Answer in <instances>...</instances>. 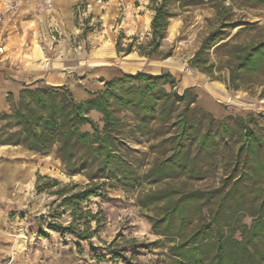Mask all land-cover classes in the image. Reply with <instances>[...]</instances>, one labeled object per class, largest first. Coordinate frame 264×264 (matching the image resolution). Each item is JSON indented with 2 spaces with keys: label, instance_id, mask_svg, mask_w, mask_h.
<instances>
[{
  "label": "rangeland",
  "instance_id": "rangeland-1",
  "mask_svg": "<svg viewBox=\"0 0 264 264\" xmlns=\"http://www.w3.org/2000/svg\"><path fill=\"white\" fill-rule=\"evenodd\" d=\"M213 1L211 5L187 9L173 6L171 10L175 16L170 20L158 54L152 56L142 54L148 51L144 49L148 48L147 44L151 39V22L154 16L151 0H55V13L44 20L46 26L44 32L40 30L41 39L34 35L35 30L28 29L25 32V29L19 28L18 32L10 29L3 33V28L0 37L5 51L0 57L7 66L0 69L1 82H19L21 90L24 85L31 84L64 86L73 93L76 100L89 99L91 93L104 91L107 82L129 74L116 64H87L92 51L109 40L108 48L114 49L116 60L128 55L118 52L119 47L121 51L129 49L131 54L139 58L171 60L175 66L202 76L203 79L198 81L188 77L190 80L184 85L186 75L179 70L160 69L155 73L139 71L153 75L172 74L177 81L175 92L183 95L190 88L198 97L197 106L216 122H211L209 116L203 117L200 113L197 115L200 120L198 128L209 135L212 147L201 154H197L195 146L188 149L194 168L201 170V177L189 178L186 173H180L177 178L157 184L141 179L135 189L129 191L108 188L105 197H93L84 204L82 209L91 211L97 218L91 222L92 230L96 231L91 241H80L70 233L62 236L52 231L50 223H58L66 228L73 220L72 215L59 207L57 196L37 191L38 184H44L39 177L54 179L63 185L72 183L80 188L89 183L88 179L84 175L68 176L54 151L48 155H40L29 153L20 145H2L3 140L9 139L10 136L7 135H11L10 139L13 141L18 139L17 131L9 127L7 132L0 135V264H179L170 252L175 240H167L152 228L151 219L164 215L168 199L143 207L139 203L140 198L157 192L165 194L170 189H175L179 194L172 198L173 201L188 198L180 205V215L190 223L188 230L198 224L209 223L211 210L217 209L220 199L217 191L222 182L232 171L238 176L245 165L243 160L236 159L242 139L241 127L235 119L252 117L255 120L256 117L264 116V86L251 88L249 85L234 90L228 86L227 71L215 72L218 78L213 79L189 65V60L193 58L203 39L222 23L226 27L223 30L224 42L230 40L233 45H243L264 41V2ZM0 5V11H3V1H0ZM171 25L173 31L170 36ZM7 39H10L9 43ZM210 54L214 57L213 50ZM39 56L49 61V68L35 64ZM214 82L227 95L236 96L244 103L238 101L230 104L212 97L208 84ZM5 90L4 88L3 91ZM9 94H0V99L3 98L0 113L8 114L10 111L7 104ZM15 98H18L17 94ZM246 102L254 103L255 106L247 108ZM90 115L102 129V116ZM130 117L129 113L121 114V118ZM261 123L262 127L259 128L254 122L253 128L258 133L264 151V119H261ZM0 125L7 126L4 122H0ZM84 131H91V128L86 127ZM150 145L152 142L149 140L143 141L141 145L131 143L141 153L132 156L133 162L138 163L135 168L141 176L149 171L155 158L163 154V157L169 155L165 147L154 154L148 149ZM246 184L241 192L242 209L250 207L254 198L253 194H249L255 189L254 186H250L247 195L244 190ZM58 189L60 187H52L50 192ZM237 195L226 199L228 207L235 204ZM225 216L232 219L233 229L252 223V218L247 214L239 213L232 217L227 211L221 216L224 225L227 218ZM162 227L160 226V230ZM83 229L84 226L81 227ZM40 231L47 236H40ZM224 233L229 234L230 229L224 227ZM234 237L239 239V232H235ZM97 257L104 260L98 261Z\"/></svg>",
  "mask_w": 264,
  "mask_h": 264
},
{
  "label": "trees",
  "instance_id": "trees-1",
  "mask_svg": "<svg viewBox=\"0 0 264 264\" xmlns=\"http://www.w3.org/2000/svg\"><path fill=\"white\" fill-rule=\"evenodd\" d=\"M224 0H221V2ZM254 1V0H249ZM262 3L264 0H260ZM213 0H151L154 16L151 22V39L148 42L146 56L158 54L165 39L170 20L175 16L171 8L177 5L187 9L197 6L211 5ZM215 8V7H214ZM225 25L222 23L203 39L201 46L189 60V65L196 71L210 78H218L215 72L229 73L228 86L238 90L242 86H264V41L256 44H236L222 41ZM173 25L169 28L171 36ZM131 47V46H129ZM118 52L131 54L128 49ZM213 50L211 57L210 51ZM176 79L170 73L153 75L144 72L124 74L105 84L104 91L91 93L89 99L78 101L66 87H46L24 85L18 98L10 93L7 104L9 113H0V135L11 129L18 133L16 141L3 140L2 145H20L29 153L48 155L56 152V158L65 167L68 176L84 175L89 183L83 188L73 184L62 183L39 177L44 184H38V193L48 192L57 196L59 207L68 210L72 222L68 227L58 223H50L49 228L64 236L74 235L80 241H91L96 235L91 222L96 215L84 211L83 205L93 197H105L107 189L132 190L138 187L141 179L152 184L163 180L177 178L186 173L189 178L201 177V170H196L188 149L195 146L197 154L212 149L208 134L200 127L198 113L215 119L197 106L198 97L191 89L183 95L175 92ZM102 116L103 128L90 117L92 112ZM129 113L130 118H121V114ZM262 117L249 119L236 118L241 127L242 144L236 159L243 160L244 168L236 176L232 171L222 182L217 191L220 196L217 209L211 210L209 223L198 224L188 230L189 221L180 215L182 197L173 201L179 194L170 189L165 194L156 193L141 197L139 203L143 207L151 206L163 199H168L161 218L151 219L152 228L157 234L175 240L170 249L171 255L179 264H264V151L258 133L253 128L256 122L261 128ZM131 122V123H130ZM91 131H84V127ZM14 136V135H13ZM150 141L149 151L157 154L163 147L169 155L155 158L147 173H137L138 163L132 156L141 154L131 143L141 145ZM144 155V154H142ZM146 155V154H145ZM45 157V156H43ZM254 198L250 207L242 209L240 200L242 191ZM52 187H60L50 192ZM238 194V195H237ZM237 195L234 205L228 207L226 199ZM244 213L252 218L250 225H241L238 229L231 226L230 216L222 223L221 216ZM84 226L85 229L81 230ZM160 226L162 230H160ZM224 227L230 229L224 233ZM239 232V239L234 233ZM40 236H47L40 231ZM177 241V243H176ZM114 257L115 254L112 252ZM98 261L104 260L97 257ZM126 261V259H124Z\"/></svg>",
  "mask_w": 264,
  "mask_h": 264
},
{
  "label": "bare ground",
  "instance_id": "bare-ground-1",
  "mask_svg": "<svg viewBox=\"0 0 264 264\" xmlns=\"http://www.w3.org/2000/svg\"><path fill=\"white\" fill-rule=\"evenodd\" d=\"M108 47H110V41L106 40L103 46H101L98 49L93 50L92 53L88 56L87 64H90V65L99 64L103 66H111L112 64H116L117 66L120 67V69L123 72H126V73H137L139 71L155 73V72H158L160 69H173L176 71L179 70L181 72H185L186 76H184V79H183L184 85H186L190 79H193L195 81L203 79V77L198 76V74L195 75L194 73H189V71L188 70L186 71L185 68L175 66L171 60L155 61V60L139 58L135 54H128L124 58L116 60L115 59L116 53L114 49L108 48ZM2 51L4 52V49ZM35 64L43 66L44 68H49L50 66L49 61L44 59L41 56L37 57ZM64 64H61V65H64ZM208 85L210 86V89L208 91L212 97L217 98L218 100H223L224 102H228L230 104L238 103L239 101L238 97L227 95V93H225V91L222 90L221 87L217 83L215 82L209 83ZM239 102L244 103L242 101H239ZM262 103H264V100ZM253 104L254 103H251V102L245 103L247 108L254 107L255 105Z\"/></svg>",
  "mask_w": 264,
  "mask_h": 264
},
{
  "label": "crops",
  "instance_id": "crops-1",
  "mask_svg": "<svg viewBox=\"0 0 264 264\" xmlns=\"http://www.w3.org/2000/svg\"><path fill=\"white\" fill-rule=\"evenodd\" d=\"M0 1H3V0H0ZM36 5H37V0H23V11H22V13L18 17H16L13 21H11L9 26L4 29L3 33L8 32V30H10V29H11V31L16 30V32H18L19 28L25 29V32L29 29L31 31L35 30L34 35L41 39V36L39 33H40V30H42L44 32V29L46 26V24H44L45 23L44 20L48 19V17L43 16V15L42 16L38 15L37 10H36ZM32 28H34V29H32ZM43 35L45 36V34H43ZM0 36H1V33H0ZM0 39H1V37H0ZM9 40L10 39H7L8 43H9ZM4 41H6V40H4ZM8 43H7V45H8ZM4 51H5V49H4ZM6 66H7V64L3 62V58L0 57V69L6 68ZM4 88L6 89L5 91H3ZM20 90H21V84H19V82L11 81V82L7 83V82H1V80H0V94L1 95L3 94V92H5L6 94L12 93L14 96L16 94L19 95ZM98 91H96V92H98ZM87 99L88 98H83V99H81V101H85ZM1 102H3V98L0 99V103ZM91 114H94V115L96 114V115L101 116L100 114H98L97 112H94V111ZM86 127H84V129Z\"/></svg>",
  "mask_w": 264,
  "mask_h": 264
},
{
  "label": "built area",
  "instance_id": "built-area-1",
  "mask_svg": "<svg viewBox=\"0 0 264 264\" xmlns=\"http://www.w3.org/2000/svg\"><path fill=\"white\" fill-rule=\"evenodd\" d=\"M5 9L0 11V33L3 28L9 26L11 21L22 13V0H3ZM37 14L51 17L55 13V0H37ZM2 41L0 39V54H3Z\"/></svg>",
  "mask_w": 264,
  "mask_h": 264
}]
</instances>
